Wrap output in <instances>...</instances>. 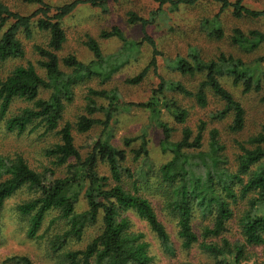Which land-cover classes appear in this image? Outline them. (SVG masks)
Returning a JSON list of instances; mask_svg holds the SVG:
<instances>
[{
    "label": "trees",
    "instance_id": "trees-1",
    "mask_svg": "<svg viewBox=\"0 0 264 264\" xmlns=\"http://www.w3.org/2000/svg\"><path fill=\"white\" fill-rule=\"evenodd\" d=\"M21 1L36 5L38 9L29 16H22L0 0V64L24 58L23 39L29 40L35 33L46 35L47 42L32 47L37 58L36 66L32 63L17 65L0 78V125L6 132L17 135L39 127L46 133L56 131L60 142L45 153L54 160L53 165L66 166L67 172L62 178L55 177L51 168L37 173L23 157L10 158L0 154V211L13 194L25 187L33 189L37 195L17 205L16 211L28 219L26 235L30 240L40 237L39 232L48 213H59L66 230L52 241L53 252L69 241H80L85 232L100 221L99 234L83 250L63 252L61 264H152L148 243L141 232L132 229L131 220L125 216L127 212H133L145 222L164 253L174 256L175 245L168 229L159 220L148 198L137 193V180L144 178L140 176L141 169L134 174L123 165L127 160L126 149L136 140H140V145L131 150L132 160L140 161L139 167L147 160L146 134L124 140L123 149L111 143L114 120L133 109H141L148 112L161 130V151L170 155V159L160 166L158 178L164 210L175 219L180 248L190 250L198 245L216 264H248L247 248L264 245V128L247 141L237 143L239 153L231 167L224 157L225 147L216 129L208 132L207 146L203 143L204 121L199 122L195 133L183 126L180 139L174 141L173 127L163 122L160 116L166 114L175 124L184 125L189 115L187 109L168 97L177 95L182 99H192L197 107L203 109L212 96L221 104V109L215 111L211 118L223 121L230 117L229 131L234 134L242 132L246 125L245 110L226 82L243 95L260 94L264 105V53L247 61L221 52L208 60L196 48H191L186 56H178L170 64L172 71L182 78H199L195 89H190L183 82L167 80L158 73V59L162 54L147 29L157 25L167 12L205 3L217 5L219 9L210 18L201 20V31L209 39L221 41L227 38L222 24L226 11L237 21L257 22L264 19V9L249 8L244 0H152L157 9L148 17L134 12L127 14V24L141 27L142 38L139 41L128 39L119 27L104 30L99 38L116 39L121 42V47L116 53L105 56L97 40L87 37L84 44L92 60L82 63L72 55L62 59L58 55L66 42L62 20L79 5L107 11L110 2L119 0H72L58 7L49 6L44 0ZM229 41L245 55H252L264 48V30L234 28ZM144 47L151 51L147 66L138 75L126 79L125 83L139 85L151 71L157 78L151 98L144 103L124 102L115 89H88L84 114L77 118L74 131L88 134L94 126L101 125L102 132L97 139L88 137L90 145L86 147V155L81 154L74 143L72 126L65 123L60 127L65 106L73 99L74 87L93 78L102 84L110 81L121 68L138 61ZM42 90L50 92L48 98H40ZM96 98L105 101L106 105L98 106ZM15 100L25 101L31 106L10 116V107ZM98 113L102 114V120L94 117ZM101 165L107 168V175L99 171ZM124 177L132 182L131 189L123 185ZM81 195L86 208L77 211ZM242 200H247V208L238 220L242 241H210L228 231L234 215L232 206ZM196 218L208 221L201 228L200 235L193 228ZM10 262L32 264L26 257H12Z\"/></svg>",
    "mask_w": 264,
    "mask_h": 264
},
{
    "label": "rangeland",
    "instance_id": "rangeland-1",
    "mask_svg": "<svg viewBox=\"0 0 264 264\" xmlns=\"http://www.w3.org/2000/svg\"><path fill=\"white\" fill-rule=\"evenodd\" d=\"M13 12L22 16L33 14L38 6L24 4L21 0H1ZM72 0H44V2L52 7L63 6ZM233 1V0H232ZM247 7L262 10L264 9V0H244ZM202 5L192 7H181L174 12H167L166 17L159 19L157 25L148 27L147 32L154 38L157 48L162 54L158 59V73L167 80L181 81L190 89H195L199 78L187 79L177 75L170 68L171 61L178 56H186L191 48H196L205 59H213L221 52L241 57L250 61L264 53V48L252 55H245L241 51L233 47L229 41L231 30L241 28L248 30L257 28L264 30V19L260 21H237L232 18L229 11L223 15L222 24L226 31L227 38L221 41L209 39L201 31L200 25L203 18H210L218 12L217 5ZM157 9V4L152 0H119L118 2H110L107 11L99 8H92L87 5H79L68 16L62 20V27L66 35V42L59 52L60 59L72 55L82 63H88L92 60V55L85 46L87 37H91L99 43L101 50L105 56L116 53L121 47V42L116 39H100L99 35L102 31L110 30L112 27H119L128 39L139 41L142 38V30L139 25L127 24V14L134 12L138 16L148 17ZM47 37L44 34L35 33L31 39H23L25 48V57L22 59L10 60L0 64V78L6 76L15 66L26 65L32 63L36 66L37 58L33 52L34 45H44ZM151 57V51L147 47L142 49L138 61L121 68V70L106 82L100 83L98 79L86 80L77 84L73 89V99L67 103L63 113V120L60 123L62 127L65 123H69L73 128L74 143L81 154L86 155L88 137L97 139L102 132L101 125H96L88 134H77L74 125L79 116L84 114L87 104L86 94L90 88L97 90L118 91L120 98L124 102L144 103L151 98V92L157 85V78L149 71L144 81L136 86L125 83L126 79L138 75L148 64ZM39 71V69H38ZM41 71V70H40ZM39 71V72H40ZM228 89L242 103L245 110V128L240 133H231L229 125L231 118L227 117L223 121H215L211 115L221 109V104L210 96L209 104L206 108H199L192 99H182L177 95H170L179 101L183 108H186L189 115L184 125L175 124L173 119L166 114L160 116L163 122L173 127L172 139L178 141L181 136L183 126L191 128L194 133L200 121L206 124L204 131V146H207V136L210 129H216L219 133V139L225 147L224 157L233 167L235 158L238 155V142H245L250 137L256 135L264 128V105L261 103L260 94L251 93L243 95L239 89L230 86L227 81ZM264 91V88H263ZM50 95L49 91H40V98L46 99ZM95 102L98 106L106 105L102 99L96 98ZM31 104L15 100L9 111V115L17 114L22 109L30 107ZM98 120H102V114L98 113L94 116ZM111 143L117 148H124V140L137 139L146 134L148 158L140 166L139 162L132 160L131 150L136 149L140 145V140H136L126 149L127 160L123 164L129 168L134 174L141 169V181L137 182V193L145 196L152 203V206L159 220L168 229L171 239L175 245V255H168L161 249L159 242L150 232L145 222L139 220L133 212H127V216L132 222V229L141 232L144 235V241L148 243L149 254L152 256V264H216L215 261L207 254L203 253L198 245L190 250H182L180 243L176 237L175 219L171 217L163 206V192L159 184L158 171L161 165L170 159V155L163 153L160 148L162 139L161 130L155 125L149 117L148 112L141 109H133L127 114L119 115L112 124ZM88 143H87V142ZM60 142V136L56 131L46 133L42 127L30 128L22 135L8 133L2 125H0V154L13 158L17 155L23 157L28 165L37 173H43L46 169H53L55 177L62 178L66 175V166L57 167L54 160L46 156V150L52 148ZM71 163V161H69ZM99 171L107 175L108 170L105 165H101ZM145 179V180H144ZM123 185L131 189L132 182L126 177L123 179ZM145 181V182H143ZM37 194L33 189L23 188L7 199L0 211V264H16L10 262L12 257H26L32 264H61L60 256L66 251L83 250L88 243L92 241L101 230L100 221L98 225L89 228L80 241H69L61 246V248L53 252L51 243L55 236L61 235L65 230V222L59 219V213L52 211L47 214L43 226L39 232L37 240H30L27 235L28 219L21 217L17 211V205L24 203ZM247 200L238 201L232 206L234 215L228 225V231L217 239L210 241H221L228 239L231 242L242 241L238 220L247 208ZM86 208V203L81 195L79 204L76 206L77 211ZM198 217V216H197ZM208 221L196 218L193 221V228L198 235L201 228L207 225ZM248 264H263L264 245L247 248Z\"/></svg>",
    "mask_w": 264,
    "mask_h": 264
}]
</instances>
